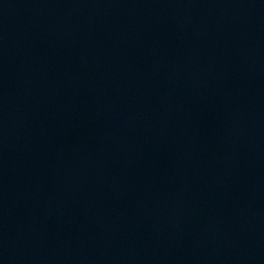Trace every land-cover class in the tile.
I'll return each instance as SVG.
<instances>
[{"label":"water","instance_id":"obj_1","mask_svg":"<svg viewBox=\"0 0 264 264\" xmlns=\"http://www.w3.org/2000/svg\"><path fill=\"white\" fill-rule=\"evenodd\" d=\"M0 264H264V0H0Z\"/></svg>","mask_w":264,"mask_h":264}]
</instances>
